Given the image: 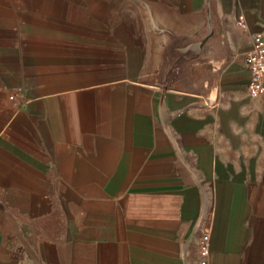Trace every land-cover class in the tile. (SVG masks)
I'll return each mask as SVG.
<instances>
[{"label": "crops", "instance_id": "obj_1", "mask_svg": "<svg viewBox=\"0 0 264 264\" xmlns=\"http://www.w3.org/2000/svg\"><path fill=\"white\" fill-rule=\"evenodd\" d=\"M257 36L264 0H0V264H264Z\"/></svg>", "mask_w": 264, "mask_h": 264}, {"label": "built area", "instance_id": "obj_2", "mask_svg": "<svg viewBox=\"0 0 264 264\" xmlns=\"http://www.w3.org/2000/svg\"><path fill=\"white\" fill-rule=\"evenodd\" d=\"M238 25L244 27L243 18H240ZM244 64L251 76V94L256 96L262 91V82L264 80V38L257 36L253 50L244 58ZM23 91L15 90L10 94L9 99L16 101L21 98ZM200 264H209L210 260V233L203 234L199 247ZM30 264V263H25Z\"/></svg>", "mask_w": 264, "mask_h": 264}]
</instances>
